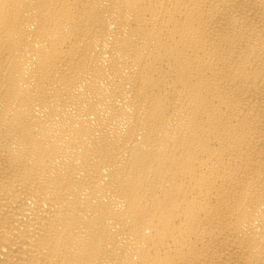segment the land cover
Listing matches in <instances>:
<instances>
[{
	"label": "bare ground",
	"instance_id": "bare-ground-1",
	"mask_svg": "<svg viewBox=\"0 0 264 264\" xmlns=\"http://www.w3.org/2000/svg\"><path fill=\"white\" fill-rule=\"evenodd\" d=\"M0 264H264V0H0Z\"/></svg>",
	"mask_w": 264,
	"mask_h": 264
}]
</instances>
